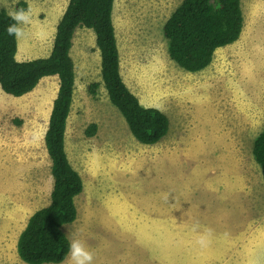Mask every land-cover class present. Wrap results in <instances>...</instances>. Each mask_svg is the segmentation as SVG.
Here are the masks:
<instances>
[{"label": "rangeland", "instance_id": "obj_1", "mask_svg": "<svg viewBox=\"0 0 264 264\" xmlns=\"http://www.w3.org/2000/svg\"><path fill=\"white\" fill-rule=\"evenodd\" d=\"M68 1L0 0L6 11L5 4L32 5L17 60L49 56ZM182 2L115 0L122 78L144 107L169 119L167 136L152 146L131 135L110 103L92 30L74 34L65 150L84 190L75 200L77 220L64 232L85 243L93 264H264V175L252 155L264 129V0H241L240 39L198 73L170 59L163 34ZM94 83L100 86L93 95ZM57 90V77L23 97L0 89V264H25L16 251L19 235L50 203L44 137ZM195 225L199 233L211 230L207 247L196 243Z\"/></svg>", "mask_w": 264, "mask_h": 264}, {"label": "trees", "instance_id": "obj_2", "mask_svg": "<svg viewBox=\"0 0 264 264\" xmlns=\"http://www.w3.org/2000/svg\"><path fill=\"white\" fill-rule=\"evenodd\" d=\"M115 0H69L56 27L51 53L45 58L17 60L18 42L6 32L14 23L0 9V89L11 96L31 93L46 77H57L44 142L51 160L53 189L48 206L36 211L19 235L16 251L25 264H61L69 249L64 227L78 217L76 198L84 184L65 150L67 121L75 91V65L71 57L73 37L80 27L95 35L99 50L102 85L110 103L120 112L132 136L152 146L167 136L169 119L158 109L144 107L125 84L113 23ZM245 19L241 0H183L163 27L170 59L187 72L198 73L213 62L215 52L236 43ZM98 83L90 85L94 95ZM97 125L86 135L92 137ZM252 155L264 175V129L255 138Z\"/></svg>", "mask_w": 264, "mask_h": 264}, {"label": "clouds", "instance_id": "obj_3", "mask_svg": "<svg viewBox=\"0 0 264 264\" xmlns=\"http://www.w3.org/2000/svg\"><path fill=\"white\" fill-rule=\"evenodd\" d=\"M4 6L7 8V14L10 19L14 21V23L6 26L5 30L9 36L14 37L19 43L20 41L26 39L29 35V33L26 31V27L33 23L32 5L28 4L27 9L18 8L12 10H9L6 4ZM36 35H39V33H36ZM163 199L165 202H168V194H164ZM198 228L199 225H195L193 227V232H197ZM69 235H71V233H69ZM210 235V229L203 233L197 232L196 243L202 248L207 247L210 243ZM93 262V253L88 250L85 243L80 239H70L68 252L61 264H93Z\"/></svg>", "mask_w": 264, "mask_h": 264}, {"label": "bare ground", "instance_id": "obj_4", "mask_svg": "<svg viewBox=\"0 0 264 264\" xmlns=\"http://www.w3.org/2000/svg\"><path fill=\"white\" fill-rule=\"evenodd\" d=\"M123 16H124V15H123ZM124 17H125V16H124ZM124 17H123V18H124ZM114 26H115V25H114ZM170 91H171V90H170ZM170 91H168V92H170ZM169 94H170V93H169ZM163 108H164V107H163ZM120 146H121V145H120ZM116 147H117V146H116ZM119 149H120V148H119Z\"/></svg>", "mask_w": 264, "mask_h": 264}]
</instances>
